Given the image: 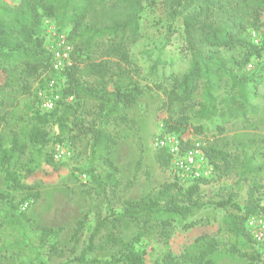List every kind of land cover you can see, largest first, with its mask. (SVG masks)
Segmentation results:
<instances>
[{
  "label": "trees",
  "instance_id": "obj_1",
  "mask_svg": "<svg viewBox=\"0 0 264 264\" xmlns=\"http://www.w3.org/2000/svg\"><path fill=\"white\" fill-rule=\"evenodd\" d=\"M88 1L80 4L76 0H19L13 6L0 1V105L6 94L16 92L10 85V75L15 70L19 71L22 94L26 95L13 101L11 109L0 116V172L11 191L30 192L37 184L24 183L23 179L31 178L43 166L55 171L61 167L47 148L51 141L88 138L89 191L102 196L106 214H95L86 243L73 260L78 264H145L144 251L136 249L135 244L154 227L166 241L175 224L181 231L196 226L197 221L192 218L206 202L198 183L182 185L177 180L162 182L138 198L118 195L120 169L110 158V150L120 137V126H135L131 110L144 92L129 68L132 61L128 52L129 44L139 35L142 2L116 0L124 11L100 22L87 20ZM173 4L168 20H180L190 60L184 73L170 76L171 84L164 90L159 110L167 113L160 118L164 133L176 134L184 150L191 146L187 136L190 130L200 134L207 129L206 123L216 121L215 129L222 134L225 125L262 113V105L254 100L260 98L259 87L264 82V34L254 43L251 31L264 27V0H174ZM44 18L54 19L56 30L65 32L72 46V63L59 75L64 80L60 100L50 111L41 110L39 97L30 92L31 81L47 83L55 73L46 46ZM249 62L253 68L247 71ZM69 96L71 100L67 99ZM85 100L95 103L90 111L92 122L87 124L76 116ZM176 105L178 109L174 110ZM49 125L58 128L54 137ZM201 151L219 176L233 175L236 184H247V200L243 207L233 204L234 212L227 208L232 204L231 198L208 201L213 208L225 211L222 223L227 241L200 235L195 241L204 242L197 251L179 255L166 251L151 264H214L211 255L226 245L230 253L246 259L248 264H264V256L245 226L246 219L261 210L264 139L234 142L232 152L213 145L201 146ZM160 160L163 159L159 156ZM115 205L119 206L118 211ZM23 212L12 197L1 194L0 228L9 235L3 240L0 234V255L13 253L20 258L24 250H31L38 260L47 246L48 258L61 256L63 252L57 251L55 243L61 228L33 225ZM89 214L90 209L75 222L70 237L73 245L87 226ZM124 220L137 228L126 241L118 231ZM97 237L100 241L96 243ZM108 246L117 247L109 259H87L89 252ZM19 264L25 262L20 260Z\"/></svg>",
  "mask_w": 264,
  "mask_h": 264
},
{
  "label": "rangeland",
  "instance_id": "obj_2",
  "mask_svg": "<svg viewBox=\"0 0 264 264\" xmlns=\"http://www.w3.org/2000/svg\"><path fill=\"white\" fill-rule=\"evenodd\" d=\"M0 1L11 6L19 2V0ZM115 1L89 0L87 20L103 22L115 17V13L117 15L122 13L124 7ZM76 2L83 4L86 0H76ZM141 2L139 35L134 43L129 44L128 52L132 61L129 68L132 69L134 79L144 88V92L137 98L131 110L135 126H120L117 130L120 137L110 150V158L120 169L121 186L118 195L123 198H138L162 182L177 180L182 185L198 183L201 197L206 202L204 208L192 218L197 221L196 226L181 231L175 224L166 241L154 227L142 237L139 243L135 244L136 249L144 251L145 264H151L157 256L166 251L175 255L186 251H197L204 242L203 239L195 241V238L200 235L206 234L227 241V234L222 223L225 211L220 207L213 208L208 201H225L231 198L232 204L227 208L234 212L233 204L243 207L247 200V184L245 182L236 184L233 175L219 176L209 163L202 165V170L208 172L207 176L193 179L189 172L178 169L173 157L164 148L156 145L157 139L170 134L164 133L163 123L160 121L161 116H167L166 112L159 110L164 100V90L170 87V76L181 75L188 69L190 55L185 49L180 20L177 19L173 23L168 20V14L174 7V0H141ZM42 22L44 33L48 32L50 27L57 25L54 19L44 18ZM261 22L264 26V15L261 17ZM251 33L259 38V35L264 34V27L261 26L257 31L252 30ZM111 60L116 61L115 58ZM262 71H264V60ZM52 76L51 78L60 83L59 75L54 73ZM10 85L16 92L5 95L3 104L0 105V116L11 109L13 101L26 97L22 94V81L18 70L11 73ZM30 92L36 97L47 93L46 83L41 84L38 80L31 81ZM259 93L260 98L254 100L255 103L262 105V113L259 116L229 123L225 125L222 134L215 129L216 121L206 123L207 129L200 134L190 130L187 134L189 140L196 141L204 147L213 145L232 152L234 142L263 138L264 82L259 87ZM94 104L92 100H85L84 108L79 109L76 116L86 124L91 123L93 115L90 111ZM177 109L178 105L174 106V110ZM1 127L2 123H0V129ZM49 130L51 136L58 133L55 125H49ZM53 141L47 145L51 153L56 144H60L67 153L63 161H54L61 165L60 169L55 171L43 166L31 178L23 179L24 183L37 184L36 188L30 192L25 189L11 191L3 173L0 172V199L1 194H8L14 203L20 205L26 203L27 209L23 214L33 225L60 227V235L55 243L57 251H62L63 254L48 258V247L45 246L38 255L40 262L34 259L33 251L24 250L20 258L13 253L1 254L0 264H19L20 260L25 264H78L73 259L80 255L86 243L95 222V214L97 212H100L102 216L106 214L102 196H96L89 191L88 138L84 137L74 142L68 139L61 142ZM159 156L163 160L159 161ZM262 183L264 188V178ZM108 194L114 201L112 195L109 192ZM88 209H90L88 224L82 231L77 244L73 245L70 237L75 222ZM114 209L118 211L119 206L115 205ZM118 231L119 236L126 241L136 233L137 228L133 223L124 220ZM0 234L4 240V236H8L9 232L0 228ZM99 239V237L96 238V243L100 241ZM227 248L228 245L220 246L211 255L214 264H248L246 259L230 253ZM116 251L117 247L108 246L100 251L89 252L87 259L96 257L103 261L109 259Z\"/></svg>",
  "mask_w": 264,
  "mask_h": 264
},
{
  "label": "built area",
  "instance_id": "obj_3",
  "mask_svg": "<svg viewBox=\"0 0 264 264\" xmlns=\"http://www.w3.org/2000/svg\"><path fill=\"white\" fill-rule=\"evenodd\" d=\"M46 35L47 50L51 54V67L57 75H61V72L72 63V46L67 40L65 32L57 31L55 27H50ZM252 38L254 43H258L259 38L255 34L252 35ZM252 68L253 64L251 62L247 63L245 69L249 71ZM63 83V79L58 83L54 78H51L46 83L47 93H43L39 96V106L41 110L50 111L56 106L61 97L60 89ZM67 99L71 100V97L69 96ZM156 145L160 148H164L173 157L178 169L183 172H189L193 179L207 176L208 172L202 170V165H207L208 162L198 142L191 140V146L183 150L179 144L177 135L166 134L156 140ZM66 156L67 153L64 148L60 144H56L52 153L53 160L55 162H60L63 161ZM260 207L261 210L246 219L245 226L256 248H259L262 256H264V247L261 246L264 242V191L260 196ZM26 209V203L20 205L21 211H25Z\"/></svg>",
  "mask_w": 264,
  "mask_h": 264
},
{
  "label": "crops",
  "instance_id": "obj_4",
  "mask_svg": "<svg viewBox=\"0 0 264 264\" xmlns=\"http://www.w3.org/2000/svg\"><path fill=\"white\" fill-rule=\"evenodd\" d=\"M264 138V137H263Z\"/></svg>",
  "mask_w": 264,
  "mask_h": 264
}]
</instances>
